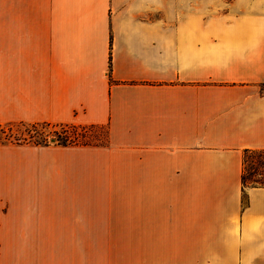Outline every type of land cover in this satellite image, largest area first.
Masks as SVG:
<instances>
[{
	"label": "crops",
	"instance_id": "0c3cea01",
	"mask_svg": "<svg viewBox=\"0 0 264 264\" xmlns=\"http://www.w3.org/2000/svg\"><path fill=\"white\" fill-rule=\"evenodd\" d=\"M4 1L0 125L108 143L0 148V264H264V0Z\"/></svg>",
	"mask_w": 264,
	"mask_h": 264
},
{
	"label": "rangeland",
	"instance_id": "374dc122",
	"mask_svg": "<svg viewBox=\"0 0 264 264\" xmlns=\"http://www.w3.org/2000/svg\"><path fill=\"white\" fill-rule=\"evenodd\" d=\"M184 0H174L177 2ZM230 1V0H227ZM178 3V4H179ZM184 7V6H181ZM0 16L5 14L6 4L0 0ZM174 13V20L177 19ZM5 132V134H2ZM8 139V141L2 139ZM18 139L19 141H16ZM2 141V142H1ZM108 143L107 128L100 127H76L67 125H0V148L16 149L25 148H44V147H71V146H104ZM37 144H40L39 146ZM247 187L243 199L246 203L248 199Z\"/></svg>",
	"mask_w": 264,
	"mask_h": 264
},
{
	"label": "trees",
	"instance_id": "16d2710c",
	"mask_svg": "<svg viewBox=\"0 0 264 264\" xmlns=\"http://www.w3.org/2000/svg\"><path fill=\"white\" fill-rule=\"evenodd\" d=\"M2 134H5V132H2ZM6 138L2 139V141H8ZM16 141L19 140L16 139ZM37 145L39 146L40 144ZM242 184L244 192L247 187L264 188V150H246L244 152Z\"/></svg>",
	"mask_w": 264,
	"mask_h": 264
}]
</instances>
